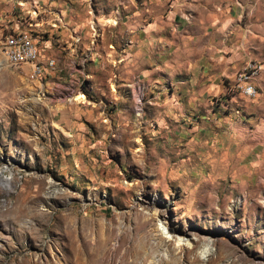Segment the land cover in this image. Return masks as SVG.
I'll list each match as a JSON object with an SVG mask.
<instances>
[{
	"label": "rangeland",
	"instance_id": "rangeland-1",
	"mask_svg": "<svg viewBox=\"0 0 264 264\" xmlns=\"http://www.w3.org/2000/svg\"><path fill=\"white\" fill-rule=\"evenodd\" d=\"M170 2L0 0V264H264V0L196 29ZM7 33L58 70L11 66ZM250 62L253 98L236 89Z\"/></svg>",
	"mask_w": 264,
	"mask_h": 264
},
{
	"label": "bare ground",
	"instance_id": "bare-ground-1",
	"mask_svg": "<svg viewBox=\"0 0 264 264\" xmlns=\"http://www.w3.org/2000/svg\"><path fill=\"white\" fill-rule=\"evenodd\" d=\"M110 22L114 25L116 24V22L114 20H112ZM12 36H13V40L15 42V44H14L15 64H14L13 59L10 57V55L7 51V48H3L4 55L7 59V61L11 64V66H14V67H20L24 64H31V66H33V72L36 76V59H42V55L40 53L38 45H34V59H28L26 57V47L23 45L24 37L15 36V35H12ZM32 43L36 44L35 41L33 40V37H32ZM51 60H52V70H53V72H56L58 70L57 63L54 59H51ZM49 73H52V72L49 70L48 66H38V74L40 75V77H38V78H45V77L49 76ZM255 79L256 78L253 76H246V84L250 85V92H257V87H256L257 85H255ZM74 102L81 104V105H90L91 104L87 100V97L83 93H80L79 95H77L74 99ZM140 152H141V150H140ZM0 185L11 187V179L10 178H3L0 175ZM145 214H147V213H145ZM148 214H150V216L152 218L162 216L160 214L159 210L155 207H153V212L148 213ZM145 217H147V216H145ZM174 234H175V231L171 230V227L168 226L167 232H164V233L159 232L157 236L162 242L168 243V240L170 241V239L174 238ZM101 237L104 238V235H101ZM107 242H109V237H106V239H103L102 243L105 244ZM197 243H203V245H204L201 253H199L200 257H202V260L209 261V257L213 254V252H215V248H214L215 241L211 240L210 238H208L204 235H202V237L200 238V240H198ZM120 246H121V242L119 241V245L117 247H114L113 252L114 253L117 252L119 250ZM179 246H183V243L180 242ZM183 249L185 250V248L181 247V250H183ZM144 254H146V253H144ZM162 255L164 256L165 259H161L158 261L157 257L152 254L151 259L149 258L150 259L149 263L150 264H177V259L175 258L176 253L173 254L172 251L169 250V251H163ZM143 257L144 256H142V258Z\"/></svg>",
	"mask_w": 264,
	"mask_h": 264
},
{
	"label": "crops",
	"instance_id": "crops-1",
	"mask_svg": "<svg viewBox=\"0 0 264 264\" xmlns=\"http://www.w3.org/2000/svg\"><path fill=\"white\" fill-rule=\"evenodd\" d=\"M205 1L206 0H173V2H170V7L172 6L170 10V12H172L171 16L174 19L178 18L179 20L181 17H189V19L192 20V23L195 24V29L200 27V24L202 23L211 24L212 26L217 23L220 24L218 27L224 25L222 28H225L230 22L231 16L227 13L223 0H216L217 4L215 3V0H207L206 3ZM204 5H206L205 8H203ZM195 35L196 33H193L192 40H189L188 43L191 44L192 48L201 47L198 45L199 42L196 40L198 38ZM206 45L210 46L207 48L208 51L213 53L217 47L216 38H214L213 35H208L206 37ZM46 57L53 59L49 56ZM30 67L33 69V66L30 65Z\"/></svg>",
	"mask_w": 264,
	"mask_h": 264
},
{
	"label": "built area",
	"instance_id": "built-area-1",
	"mask_svg": "<svg viewBox=\"0 0 264 264\" xmlns=\"http://www.w3.org/2000/svg\"><path fill=\"white\" fill-rule=\"evenodd\" d=\"M2 39V48H7V51L10 57L13 59L15 64V56H14V40L12 33H7L6 35L1 37ZM23 45L26 47V57L28 59H34V45L32 43V36L30 34L24 33V43ZM38 66H48L49 70H52V60L51 58L43 57L42 59H36V77H40L38 74ZM261 72L260 66L257 63L250 62L244 68V70L238 74L236 80V89L239 90L244 96L253 98L256 96L257 92H250V85L246 84V76H253L257 78ZM258 91V90H257Z\"/></svg>",
	"mask_w": 264,
	"mask_h": 264
}]
</instances>
